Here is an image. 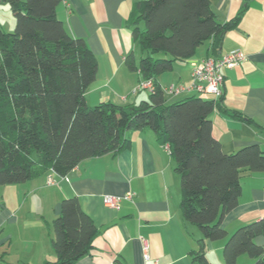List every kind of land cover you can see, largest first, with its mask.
<instances>
[{
    "label": "trees",
    "instance_id": "obj_1",
    "mask_svg": "<svg viewBox=\"0 0 264 264\" xmlns=\"http://www.w3.org/2000/svg\"><path fill=\"white\" fill-rule=\"evenodd\" d=\"M0 1L10 4L16 19L14 32L0 24V185L25 182L49 169L65 176L84 159L129 149L130 131L152 129L176 160L184 217L203 234L190 255L197 264H214L206 256V240L227 236L222 222L239 203L241 171L264 172V150L250 144L225 153L213 134L212 113L220 110L262 127L228 109L223 94L207 99L193 94L168 103L158 77L176 61L193 57L209 39L214 40L210 56L219 57L243 12L224 21L210 0L138 1L131 25L142 56L139 66L132 53L126 64L143 80L152 79L155 91L137 104L91 106L85 92L98 61L85 39L72 36L58 17L61 0ZM53 230L56 259L44 264L76 263L91 254L99 234L77 196L62 200ZM261 234L264 218L235 230L224 246L225 263L237 264L247 254L254 264H264V246L255 240Z\"/></svg>",
    "mask_w": 264,
    "mask_h": 264
},
{
    "label": "crops",
    "instance_id": "obj_2",
    "mask_svg": "<svg viewBox=\"0 0 264 264\" xmlns=\"http://www.w3.org/2000/svg\"><path fill=\"white\" fill-rule=\"evenodd\" d=\"M140 0H61L57 15L68 32L85 39L96 55L98 71L87 87L89 105L111 101L139 103L150 90H139L138 69L126 64L129 54L139 66L142 56L132 32L135 6ZM219 18L227 21L243 12L237 28L227 32L219 56L241 50L246 60L224 69L223 98L228 109L241 111L262 128L233 118L220 110L212 113L213 134L225 153L259 144L264 150V0H210ZM143 26V23H140ZM214 40L202 43L193 57L178 60L158 77L165 88L189 85L196 63L212 55ZM141 51V50H140ZM171 103L196 94L164 92ZM215 98V97H214ZM131 146L117 154L90 157L62 176L49 169L37 178L0 185V263L44 264L54 261L53 220L62 200L77 196L99 229L91 254L74 264H197L190 253L199 249L203 234L186 220L181 201V178L168 145L152 129L129 132ZM238 205L227 213L222 227L227 236L206 240V256L226 264L224 246L239 227L264 218V172L241 171ZM50 179L54 183H49ZM106 195L120 197L118 206L107 205ZM264 246V234L256 237ZM146 251L150 260L145 258ZM247 254L237 264H254Z\"/></svg>",
    "mask_w": 264,
    "mask_h": 264
},
{
    "label": "built area",
    "instance_id": "obj_3",
    "mask_svg": "<svg viewBox=\"0 0 264 264\" xmlns=\"http://www.w3.org/2000/svg\"><path fill=\"white\" fill-rule=\"evenodd\" d=\"M246 60V54L241 51H234L232 53L217 56H208L199 63H196L192 70V81L189 85L172 84L165 88V91L172 94H180L184 91H194L202 98H218L223 93L224 84V69H231ZM139 90L148 89L150 92L155 91V85L152 79H144L138 85ZM49 183H54L53 179H50ZM120 197L114 195H106L104 202L107 205L118 206ZM145 258L150 260V254L148 251L145 253Z\"/></svg>",
    "mask_w": 264,
    "mask_h": 264
},
{
    "label": "rangeland",
    "instance_id": "obj_4",
    "mask_svg": "<svg viewBox=\"0 0 264 264\" xmlns=\"http://www.w3.org/2000/svg\"><path fill=\"white\" fill-rule=\"evenodd\" d=\"M0 24L7 32H14L15 30L16 19L10 4L7 2L0 1ZM137 55L139 57L141 56V51L139 49Z\"/></svg>",
    "mask_w": 264,
    "mask_h": 264
},
{
    "label": "water",
    "instance_id": "obj_5",
    "mask_svg": "<svg viewBox=\"0 0 264 264\" xmlns=\"http://www.w3.org/2000/svg\"><path fill=\"white\" fill-rule=\"evenodd\" d=\"M220 20H224V18H219Z\"/></svg>",
    "mask_w": 264,
    "mask_h": 264
}]
</instances>
